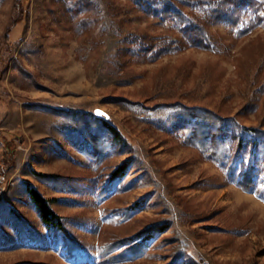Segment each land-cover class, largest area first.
<instances>
[{
	"label": "rangeland",
	"instance_id": "374dc122",
	"mask_svg": "<svg viewBox=\"0 0 264 264\" xmlns=\"http://www.w3.org/2000/svg\"><path fill=\"white\" fill-rule=\"evenodd\" d=\"M23 2L21 10L15 0L0 3V129L24 141L15 140L17 159L0 200L43 245L28 238L23 245L5 207L0 264L98 260L104 244L160 225L167 229L146 254L118 264H264V202L226 182L199 151L146 123L143 110L181 102L264 129V26L235 37L214 24L213 51L164 53L176 31L139 11L135 0H81L70 13L65 0ZM140 37L152 49L132 44ZM97 110L126 143L100 138L91 121ZM64 113L75 116L70 130L77 136L56 125ZM3 151L0 145V161ZM125 163L126 176L113 180ZM27 184L85 243L77 256L54 246Z\"/></svg>",
	"mask_w": 264,
	"mask_h": 264
},
{
	"label": "trees",
	"instance_id": "16d2710c",
	"mask_svg": "<svg viewBox=\"0 0 264 264\" xmlns=\"http://www.w3.org/2000/svg\"><path fill=\"white\" fill-rule=\"evenodd\" d=\"M2 1L0 0V3ZM79 1L65 0L66 12L70 13L72 9L78 10ZM135 5L145 15L153 17L161 24H170L171 29L176 31L177 37L166 50L162 51L164 53L180 52L185 47L213 51L218 46V42L210 32V27L214 24H224L235 37L247 35L256 28L264 26L262 0H135ZM15 6L21 10L24 7L23 0H15ZM197 10L204 11V16H198ZM137 39L132 44H140V52L150 48L149 44H145V38ZM143 110L146 123L177 137L184 146L199 151L206 160L215 164L224 173L226 182L245 193L253 194L264 202L263 128L248 127L239 120L238 116H225L218 111L189 106L181 102L143 107ZM69 115L73 114L64 113L56 125L70 137L77 136L74 130V132L70 130L72 124L76 123L75 116L70 119ZM91 121L98 125L97 129L99 133L101 132L100 138H103L101 135L106 133L111 136L115 144L126 143V138L114 122L96 115ZM16 139L20 144H24L17 135L0 129V145L4 149L0 161V193L2 186L8 181L9 171L16 163ZM128 169L129 163H125L115 170L111 178L113 180L124 178ZM43 177V179L54 178ZM53 184L54 187L57 186V183L53 182ZM26 191L43 228L50 237L54 238V246L61 245V250L67 257L77 256L85 247V243L79 242L78 237L71 233L66 219L53 210L52 201L44 198L28 184ZM109 193L110 190L104 189L101 194L106 196ZM3 204L4 202L0 200V211L5 207L8 208L10 220L15 223V230L19 233L23 245H27L28 238L27 241L42 246V239L37 240L30 223L8 204ZM133 210L134 207L126 209L123 218L125 215L128 217L129 212ZM166 229L167 226L160 225L148 232H141L137 236L109 242L101 247L98 260L94 256L81 255L83 258L75 264H118L138 259L147 253L155 235L163 234ZM177 261L178 259L172 264H179ZM20 264L45 263L23 262Z\"/></svg>",
	"mask_w": 264,
	"mask_h": 264
},
{
	"label": "water",
	"instance_id": "95a60500",
	"mask_svg": "<svg viewBox=\"0 0 264 264\" xmlns=\"http://www.w3.org/2000/svg\"><path fill=\"white\" fill-rule=\"evenodd\" d=\"M98 113H103V115H100V114H98ZM95 114H96V116L97 117H99V118H108V116L103 112V111H101V110H97L96 112H95Z\"/></svg>",
	"mask_w": 264,
	"mask_h": 264
},
{
	"label": "snow or ice",
	"instance_id": "6c2138e0",
	"mask_svg": "<svg viewBox=\"0 0 264 264\" xmlns=\"http://www.w3.org/2000/svg\"><path fill=\"white\" fill-rule=\"evenodd\" d=\"M98 114L103 115V113H98Z\"/></svg>",
	"mask_w": 264,
	"mask_h": 264
}]
</instances>
